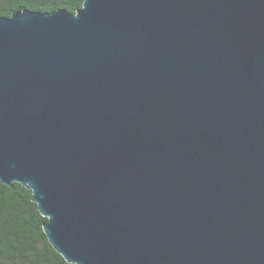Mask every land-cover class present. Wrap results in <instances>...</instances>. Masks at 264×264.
I'll list each match as a JSON object with an SVG mask.
<instances>
[{"label": "water", "instance_id": "1", "mask_svg": "<svg viewBox=\"0 0 264 264\" xmlns=\"http://www.w3.org/2000/svg\"><path fill=\"white\" fill-rule=\"evenodd\" d=\"M0 181L69 264H264V0L0 17Z\"/></svg>", "mask_w": 264, "mask_h": 264}, {"label": "trees", "instance_id": "2", "mask_svg": "<svg viewBox=\"0 0 264 264\" xmlns=\"http://www.w3.org/2000/svg\"><path fill=\"white\" fill-rule=\"evenodd\" d=\"M84 0H0V17L30 10L50 13L65 9L72 14ZM32 192L19 183L11 187L0 181V264H69L50 244L43 217Z\"/></svg>", "mask_w": 264, "mask_h": 264}]
</instances>
